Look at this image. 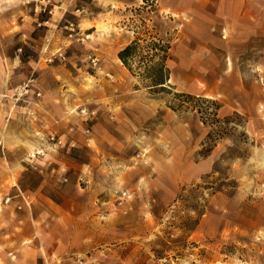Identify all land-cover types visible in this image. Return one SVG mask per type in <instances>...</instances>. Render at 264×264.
Listing matches in <instances>:
<instances>
[{"label": "rangeland", "instance_id": "rangeland-1", "mask_svg": "<svg viewBox=\"0 0 264 264\" xmlns=\"http://www.w3.org/2000/svg\"><path fill=\"white\" fill-rule=\"evenodd\" d=\"M198 1L155 0L152 10V0H0L12 195L75 205L108 245L138 231L141 264H264V125L251 129L213 95ZM136 30L170 39L169 92L151 91L119 59ZM60 121L81 140H65ZM59 161L71 170H53Z\"/></svg>", "mask_w": 264, "mask_h": 264}, {"label": "crops", "instance_id": "crops-1", "mask_svg": "<svg viewBox=\"0 0 264 264\" xmlns=\"http://www.w3.org/2000/svg\"><path fill=\"white\" fill-rule=\"evenodd\" d=\"M198 3L202 10L195 18L200 28L195 36L201 54L211 52L213 58V95L224 97L225 112L245 114L251 129L264 125V86L254 81L256 73L264 78V0ZM207 67L203 63V70ZM6 112L4 106L0 142L7 149L0 151V264H141L143 246L134 240L138 231H132V239L126 243L121 238L117 244L108 245V236L99 229L91 231L87 223L90 215L76 212L75 205L73 212H63L65 201L51 204L50 196L30 195L22 190L21 197L18 193L12 195L17 190L12 186V172L17 166L6 144L12 134ZM68 126L60 121L54 128L64 131L67 141L81 140L80 134L66 131ZM20 167L30 169L27 164ZM52 168L58 172L71 170L60 161ZM39 204L49 206L48 211H39ZM52 205L60 211H51Z\"/></svg>", "mask_w": 264, "mask_h": 264}, {"label": "trees", "instance_id": "trees-1", "mask_svg": "<svg viewBox=\"0 0 264 264\" xmlns=\"http://www.w3.org/2000/svg\"><path fill=\"white\" fill-rule=\"evenodd\" d=\"M144 1L143 8L147 6L149 0ZM151 3L152 10H156L155 0ZM145 25L144 21L143 26ZM170 49V39L161 37L157 32L151 33L150 30H145L144 33L143 30H136L134 38L119 50L118 57L131 74L139 78L151 91L169 92L170 69L167 60L170 57ZM176 95L197 98L187 93H176ZM218 108V105L215 106V109Z\"/></svg>", "mask_w": 264, "mask_h": 264}, {"label": "built area", "instance_id": "built-area-1", "mask_svg": "<svg viewBox=\"0 0 264 264\" xmlns=\"http://www.w3.org/2000/svg\"><path fill=\"white\" fill-rule=\"evenodd\" d=\"M84 111V110H83ZM53 138V137H52ZM42 151V150H41ZM37 153H40V151L38 150ZM146 264V263H145Z\"/></svg>", "mask_w": 264, "mask_h": 264}]
</instances>
